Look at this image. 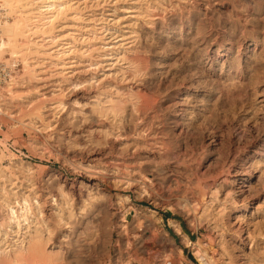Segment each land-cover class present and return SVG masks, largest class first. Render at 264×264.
<instances>
[{
    "label": "rangeland",
    "instance_id": "1",
    "mask_svg": "<svg viewBox=\"0 0 264 264\" xmlns=\"http://www.w3.org/2000/svg\"><path fill=\"white\" fill-rule=\"evenodd\" d=\"M72 2L73 77L47 89L25 34L2 93L0 249L24 198L55 264H264V0Z\"/></svg>",
    "mask_w": 264,
    "mask_h": 264
},
{
    "label": "bare ground",
    "instance_id": "2",
    "mask_svg": "<svg viewBox=\"0 0 264 264\" xmlns=\"http://www.w3.org/2000/svg\"><path fill=\"white\" fill-rule=\"evenodd\" d=\"M72 1L73 0H0L4 9L6 11H8L7 13L9 14V12H10V15L12 13L13 16H15L13 22L5 23V27H4V31H3L5 38L2 42H0V57H1V55L5 54V52H6V55L8 54L11 58H16L18 56H24L23 54L28 53V51L29 52L32 51V49L34 47H36V45H38V43H39L38 47H40V49L42 48V50L37 51V54L39 55V57L34 62V63H36V66H34V67H35V69L41 70L38 72V74H40V76H43V77L39 78L38 80H42L41 83H44L45 85H47V89H49V88L51 89L53 87V84H51V82L48 81V79L51 78L52 76H57V75H52V73L49 71L52 68L57 70V71L61 70L60 72L56 73V74H58V76H59V74H64L66 76L69 75L68 77H73L71 75L72 73H74V68H75V66L72 65L73 62L63 64V65H59V63H58L61 61L62 57L64 56V52L65 51L70 52L69 50L71 49V47H69V45L67 43L64 44L63 48H62V46L60 48L59 43L61 41H64V40H67L69 38L74 37L73 33L69 32L67 34V32H66V34L64 36L59 38L60 35H57V33L60 34L63 31V28H65V27L63 26L61 28H57L56 26H54L58 20L59 15H64V14H66V12H70V11L72 12V10L75 9L74 8L75 3H73ZM73 13H75V12L73 11L72 14ZM77 14L75 13V15L72 18H70V20H72V19L76 20L75 17H77L79 15V14L78 15ZM78 19H79V17H78ZM69 26L66 25L67 28H70ZM25 32H27V33H25ZM36 33H40L39 36H41V37L38 38L37 35L33 37L34 39L36 38L34 43H33L35 46L33 48H31V50L28 47H26L27 45L23 46V47L20 46V44H19L20 38L24 37L25 34H26L25 37H27V36L29 37L31 34L33 35ZM47 33H50V34L46 35ZM42 42H43V44H42ZM262 42L263 41L257 35H255L249 41V44L246 47V50L248 51L249 48H251L252 46L254 47V49H256V47L259 46ZM47 44H49V45L46 47L45 45H47ZM232 50H233L232 45H230L228 48L224 47L223 49H222V46L220 45V46H218L217 50H215V56H221L220 54H223V53L224 54H227V53L231 54ZM7 51H8V53H7ZM22 52H24V53H22ZM239 54H240V50L238 51V59L240 60ZM46 60H48V61L45 62ZM52 61L55 63H52ZM49 64L52 66V68L50 67L51 69H48L46 66ZM27 65H28L27 67H29V68L31 67V66H29L31 64L27 63ZM232 65L235 67L234 64H232ZM233 66L230 67V70L233 69ZM235 69L238 72V74L242 73L240 63L237 64ZM50 73H51V75H49ZM62 76L63 75H61V77ZM44 84H43V87L45 86ZM79 85L80 84H73V86L76 90H79V88H78V87H80ZM42 90H45V87ZM52 90H55V89H52ZM108 102H110V104L112 103L111 100ZM56 108L63 109L64 104L59 103V102L52 103L51 109H56ZM122 199H123V197H122ZM122 199H119V200H122ZM30 206L31 205L29 204L28 199H24V198H23V204H19V202L17 203L18 209H16V206H11L7 203V206H6L7 210H8V214H7V218H6L7 228H9L10 231H12L14 228H17V230L20 231L22 229V227L24 226L23 229L27 228V232H25L23 234L20 242H18V240L16 241L18 243L16 244L15 248L11 249L10 251H6V250L2 251L0 249V257L4 256V258L6 257L7 260L8 259L10 260V258H11L12 261L10 263H12V264H15V263H19V264H21V263H23V264H55L54 255L47 253L46 243H47L48 238L44 239V237L42 235V231L39 228H35L32 231L30 229L32 222H30L29 220H30L31 215H33L32 212L29 213L31 211ZM55 206H57V204ZM40 214L41 213L39 212L38 216ZM54 214H56L57 222L59 224L65 223L64 218L62 216L58 215V213H54ZM68 215L71 216L72 214H68ZM18 234L19 233H17V235ZM188 242H189V240H188ZM4 258H1L0 261H2V262L6 261V259H4Z\"/></svg>",
    "mask_w": 264,
    "mask_h": 264
},
{
    "label": "built area",
    "instance_id": "3",
    "mask_svg": "<svg viewBox=\"0 0 264 264\" xmlns=\"http://www.w3.org/2000/svg\"><path fill=\"white\" fill-rule=\"evenodd\" d=\"M7 19H9L7 11L0 2V42L5 38L3 31ZM19 65L17 58L8 57L5 59V56L0 57V115H5V103L2 93H6L5 90L12 88L16 84ZM0 128L4 129L1 124Z\"/></svg>",
    "mask_w": 264,
    "mask_h": 264
},
{
    "label": "trees",
    "instance_id": "4",
    "mask_svg": "<svg viewBox=\"0 0 264 264\" xmlns=\"http://www.w3.org/2000/svg\"><path fill=\"white\" fill-rule=\"evenodd\" d=\"M169 216H167V218H168Z\"/></svg>",
    "mask_w": 264,
    "mask_h": 264
}]
</instances>
